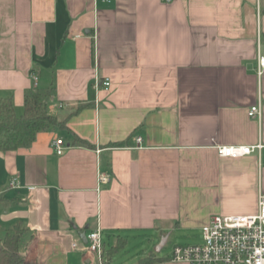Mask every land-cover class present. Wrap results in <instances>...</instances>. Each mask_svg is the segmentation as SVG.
Masks as SVG:
<instances>
[{
    "label": "crops",
    "instance_id": "1",
    "mask_svg": "<svg viewBox=\"0 0 264 264\" xmlns=\"http://www.w3.org/2000/svg\"><path fill=\"white\" fill-rule=\"evenodd\" d=\"M260 57L264 0H0V97L18 115L28 91L52 88L48 111L66 119L0 152V240L18 224L24 264H98L81 238L96 228L106 249L117 236L255 213Z\"/></svg>",
    "mask_w": 264,
    "mask_h": 264
},
{
    "label": "built area",
    "instance_id": "2",
    "mask_svg": "<svg viewBox=\"0 0 264 264\" xmlns=\"http://www.w3.org/2000/svg\"><path fill=\"white\" fill-rule=\"evenodd\" d=\"M107 1V0H106ZM168 3L173 0H160ZM264 66V58H259ZM34 85L37 78L33 77ZM101 86L108 89L110 81L105 78ZM249 117L260 116V108L253 105L248 110ZM141 139L138 138L137 142ZM66 146L61 139L52 141V149L61 155ZM261 145H220L217 153L221 157H238L250 154ZM100 183L107 176L100 175ZM202 242L199 244L175 245L168 257L169 261L186 264H264V192L257 195V208L253 214L214 215L201 226ZM86 249L97 256L98 264H103V242L99 228L86 236Z\"/></svg>",
    "mask_w": 264,
    "mask_h": 264
},
{
    "label": "trees",
    "instance_id": "3",
    "mask_svg": "<svg viewBox=\"0 0 264 264\" xmlns=\"http://www.w3.org/2000/svg\"><path fill=\"white\" fill-rule=\"evenodd\" d=\"M52 90V88H47L28 91L24 96L23 110L20 115H16L11 98L0 97V152L26 148L34 141L37 133L53 126L65 127L66 119L60 120L48 111ZM75 140L79 143L85 142L77 137ZM21 234L22 230L16 224L0 240V264H24L18 253ZM126 244V238L117 236L111 246L103 249V264H110L114 256L122 251ZM168 260V258H158L151 252L133 264H155Z\"/></svg>",
    "mask_w": 264,
    "mask_h": 264
},
{
    "label": "rangeland",
    "instance_id": "4",
    "mask_svg": "<svg viewBox=\"0 0 264 264\" xmlns=\"http://www.w3.org/2000/svg\"><path fill=\"white\" fill-rule=\"evenodd\" d=\"M21 114L18 112V115ZM167 237L166 243L156 251L161 238ZM103 241L107 242V236L103 235ZM128 244L126 247L117 253L112 261V264H133L141 256L149 253H154L158 258H168L171 254L172 248L175 245H186V244H199L202 242L201 227L200 229L193 230H182V229H171L160 235L159 232L146 231V238L142 235L132 233L127 237ZM114 243V239L109 240L108 244L111 246ZM103 262V259H102Z\"/></svg>",
    "mask_w": 264,
    "mask_h": 264
},
{
    "label": "water",
    "instance_id": "5",
    "mask_svg": "<svg viewBox=\"0 0 264 264\" xmlns=\"http://www.w3.org/2000/svg\"><path fill=\"white\" fill-rule=\"evenodd\" d=\"M81 238L86 243V236L84 234H81ZM167 237L166 235L161 238V241L159 242L158 246L156 247V251H158L160 248L163 247V245L166 243Z\"/></svg>",
    "mask_w": 264,
    "mask_h": 264
}]
</instances>
